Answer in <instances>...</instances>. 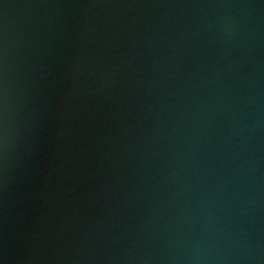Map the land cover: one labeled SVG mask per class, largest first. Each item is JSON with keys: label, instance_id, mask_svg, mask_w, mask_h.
I'll use <instances>...</instances> for the list:
<instances>
[{"label": "water", "instance_id": "1", "mask_svg": "<svg viewBox=\"0 0 264 264\" xmlns=\"http://www.w3.org/2000/svg\"><path fill=\"white\" fill-rule=\"evenodd\" d=\"M0 264H264V0H0Z\"/></svg>", "mask_w": 264, "mask_h": 264}]
</instances>
